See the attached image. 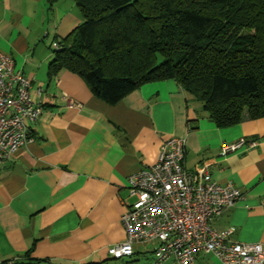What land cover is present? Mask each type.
<instances>
[{
  "label": "crops",
  "instance_id": "1",
  "mask_svg": "<svg viewBox=\"0 0 264 264\" xmlns=\"http://www.w3.org/2000/svg\"><path fill=\"white\" fill-rule=\"evenodd\" d=\"M80 20L72 0L51 7L46 0H0V53L13 59L32 90L42 89L35 99L43 107L28 124L29 139L0 161V263L28 251L50 264L108 258L107 247L125 236L126 176L153 165L170 137L185 138L186 169L208 160L213 179L240 192L211 227L231 226L234 240L264 244V116L217 128L173 79L144 83L109 105L71 71L49 78L51 42ZM68 99L78 105L69 106ZM240 137L256 145L219 156L223 143ZM151 260L147 246L135 244L124 264ZM189 264L219 261L198 252Z\"/></svg>",
  "mask_w": 264,
  "mask_h": 264
},
{
  "label": "trees",
  "instance_id": "2",
  "mask_svg": "<svg viewBox=\"0 0 264 264\" xmlns=\"http://www.w3.org/2000/svg\"><path fill=\"white\" fill-rule=\"evenodd\" d=\"M72 1L81 20L50 46L49 78L71 71L109 105L173 79L217 128L264 116V0ZM0 264L50 263L28 251Z\"/></svg>",
  "mask_w": 264,
  "mask_h": 264
},
{
  "label": "built area",
  "instance_id": "3",
  "mask_svg": "<svg viewBox=\"0 0 264 264\" xmlns=\"http://www.w3.org/2000/svg\"><path fill=\"white\" fill-rule=\"evenodd\" d=\"M53 50L59 44L52 41ZM32 90L31 81L15 67L9 56L0 53V161L8 159L29 139V125L40 117L43 107ZM69 106H77L68 99ZM256 145L253 139L240 137L223 143L219 156ZM185 138L170 137L160 148L156 162L126 176L130 201L120 216L124 239L107 247L110 259H122L134 253L135 244L147 246L150 264L172 259L189 264L198 252L213 254L219 264H264V244L240 242L231 236V226L214 229L210 220L220 216L240 198L230 182L217 183L208 160L194 169L184 167Z\"/></svg>",
  "mask_w": 264,
  "mask_h": 264
},
{
  "label": "rangeland",
  "instance_id": "4",
  "mask_svg": "<svg viewBox=\"0 0 264 264\" xmlns=\"http://www.w3.org/2000/svg\"><path fill=\"white\" fill-rule=\"evenodd\" d=\"M76 8H77V7H76ZM77 10H78V8H77ZM50 51H51L52 54H54L51 48H50ZM106 259H107V258H106ZM125 259H126V258H122L121 260H113V259H110V258H109V259H108L109 261L106 262L105 264H124Z\"/></svg>",
  "mask_w": 264,
  "mask_h": 264
}]
</instances>
